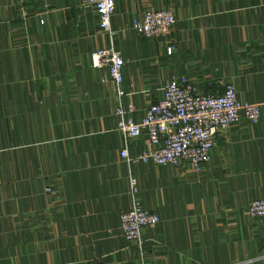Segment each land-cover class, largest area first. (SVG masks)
Instances as JSON below:
<instances>
[{"label": "crops", "instance_id": "obj_1", "mask_svg": "<svg viewBox=\"0 0 264 264\" xmlns=\"http://www.w3.org/2000/svg\"><path fill=\"white\" fill-rule=\"evenodd\" d=\"M147 9L174 13L168 37L132 28ZM111 46L137 122L173 78L264 102V0H115L108 33L82 0H0V264H264V217L247 215L264 198V120L220 132L200 171L128 163L108 67L91 59ZM135 199L160 218L141 247L119 228Z\"/></svg>", "mask_w": 264, "mask_h": 264}, {"label": "built area", "instance_id": "obj_2", "mask_svg": "<svg viewBox=\"0 0 264 264\" xmlns=\"http://www.w3.org/2000/svg\"><path fill=\"white\" fill-rule=\"evenodd\" d=\"M91 5L99 16L100 29L110 32L115 0H82ZM176 17L169 9H147L132 20V28L149 38L168 37ZM173 46L167 48L168 53ZM92 65L107 66L110 81L115 89L116 129L125 138L120 157L131 164L153 162L155 165L179 167L189 164L200 171L210 160V151L217 135L230 127L247 120L254 124L264 120V102H241L237 99L234 84L227 83L219 94L198 90L190 84L171 79L162 88L161 97L147 106L143 118H133L135 106L130 94L123 88L122 53L111 47L91 54ZM128 100L125 101V97ZM144 136L149 147L132 156L126 146L128 139ZM129 189L133 196L139 193L135 176H129ZM46 192L50 189L46 188ZM247 215L264 217V198L254 199L247 205ZM160 218L156 212L147 211L136 201L119 217L123 237L138 247L143 244V229L155 225Z\"/></svg>", "mask_w": 264, "mask_h": 264}]
</instances>
